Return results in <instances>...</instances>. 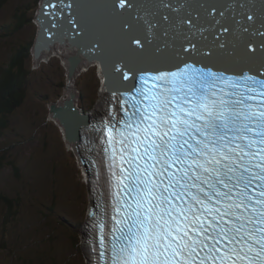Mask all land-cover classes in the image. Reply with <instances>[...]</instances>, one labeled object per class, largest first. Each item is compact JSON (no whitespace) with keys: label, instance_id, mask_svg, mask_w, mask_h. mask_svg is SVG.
<instances>
[{"label":"snow or ice","instance_id":"snow-or-ice-1","mask_svg":"<svg viewBox=\"0 0 264 264\" xmlns=\"http://www.w3.org/2000/svg\"><path fill=\"white\" fill-rule=\"evenodd\" d=\"M109 6L116 16L137 7ZM144 23L154 37L159 22ZM175 25L188 26L184 39L201 54L190 37L203 29L190 19ZM120 30L130 53L144 48L130 20ZM180 59L182 67L142 70L108 121L114 223L100 256L105 264H264V57L239 75Z\"/></svg>","mask_w":264,"mask_h":264},{"label":"rangeland","instance_id":"rangeland-1","mask_svg":"<svg viewBox=\"0 0 264 264\" xmlns=\"http://www.w3.org/2000/svg\"><path fill=\"white\" fill-rule=\"evenodd\" d=\"M40 2L8 0L0 8V69L24 51L28 72L25 99L0 133V162L5 160L0 194L16 204L11 212L0 205V264H90L81 231L90 215L91 192L48 109L63 96L65 69L55 56L32 65ZM90 68L75 82L78 107L85 113L99 97V78Z\"/></svg>","mask_w":264,"mask_h":264},{"label":"water","instance_id":"water-1","mask_svg":"<svg viewBox=\"0 0 264 264\" xmlns=\"http://www.w3.org/2000/svg\"><path fill=\"white\" fill-rule=\"evenodd\" d=\"M45 1L46 0H41L40 9L37 11L35 17V21L37 22L36 24L40 25V27L37 29V33L40 32L41 37H39L38 34L36 35L34 45L31 50L33 66L38 67L37 60L45 56V55L41 56L40 52L48 51L54 45L57 46V45H64L69 43L70 46L77 45L79 49L82 50L84 49L86 50V52L87 50H93L94 53H96L95 45L97 44L89 46L87 34L85 35L80 34L81 39L77 38V40H73L68 37L70 33L64 31L65 29L70 30L71 22L73 21V18L70 16V14L72 13V10L75 9L71 7H66L64 8L65 11H62V13L58 12L55 15L46 16L45 9L48 6L52 7L54 5H52L53 0L47 3V5H43ZM56 1H55L56 2L55 5H59L60 7H63L65 4H67V6L68 5L71 6L72 5L71 3L73 2V0H70L69 2L68 1L62 2L63 0H56ZM88 1L89 2L76 5L78 7L77 8L78 10L80 9L82 10V11L76 10V12L84 13L86 10L90 11L88 15L84 14L85 16L84 19L80 20V22L85 20V22L88 23V25H86V28H84L86 31L89 30L90 27L92 31H95L105 26L106 23H114L115 25L120 26V21L122 19H128L131 15L137 14V12L142 10L139 7L141 4V0H135V3L137 5L136 9L130 12H125L124 16H116L112 13L111 8L109 6L111 0H88ZM146 2L144 1L143 4L145 5ZM54 8L55 11L61 9V8L57 9V7ZM171 8L173 9L172 11L173 16L170 15V12L165 11V9L160 12L161 15L168 16L169 18L171 17L187 18L192 20L193 24L197 28L203 29L202 32L196 33L193 36L194 38L192 39L194 43L199 45L201 54L197 55L191 51L188 42L184 39L185 35H183V33H179L178 36L177 35L168 36L167 38L164 39V41H158L157 43L144 44V48L142 50L134 53L136 54L135 59L129 61L128 64H124L123 62L121 67L119 68L120 70L111 76L113 78H117V77L120 78L119 79L117 78L118 80H116L114 83L111 82L110 87L115 88L118 86V84L121 85L126 81L123 78V73L124 72L129 73V70L128 67H125V65H128L133 69L132 71L133 74L134 73L137 74V71L141 70V68L143 67L148 66L150 69H153L154 67L161 66V64L164 65V63L168 61H169V66L175 65L176 62L177 65H179V63H181L180 58H182L186 62L198 61V63L202 65L210 64L215 70L217 69L218 71H222L225 73V75H234L236 73L242 72V70L245 69L248 70L250 67L257 69L259 68V61H260L259 58L250 56L251 61L245 62L244 60H242L241 57L236 55L241 52L242 48L241 49H237L238 47L216 48L214 46L217 43H213L209 45L207 44V42H211L218 39L219 37H217V35H214L213 31L215 30V28H219V30L222 31V27H228L231 30L230 32H228V34L230 35L234 33V28H241L243 29V31L244 29H247L246 32L250 33L249 38L252 37L253 40L254 34L249 28V26H251L252 30L255 32L262 31L261 26H264V0H178L177 2L171 4ZM99 12H101V14ZM183 12H186L190 15H184V17H182ZM220 13H223V15H220ZM139 15H141V13L138 14L137 16ZM249 17H251V19H249ZM107 18L109 19V21L106 20ZM42 20H48V24L41 25L40 22ZM217 21L219 23H217ZM211 23L213 24L214 28L208 27V25H210ZM81 26L84 27V25ZM184 26H186V28L183 29L187 31L188 26L187 25ZM170 27L172 28L171 25ZM44 32L46 38L43 35ZM222 33L225 32L222 31ZM258 38L263 39L264 41V32H261ZM184 48H187L188 51H183ZM157 49H159V51ZM54 50H56L55 47ZM214 50L218 52L221 51L222 52L221 55L216 54ZM178 53L180 58H178L177 56ZM86 58L89 64L95 61L94 57L91 58L89 56H86ZM220 62L224 64L223 65L224 67L219 64ZM229 64L232 66H230ZM234 64L236 66H234ZM102 74H103V68L101 69L100 76L99 73H97L99 79L102 76ZM105 79L106 78L104 77L103 81ZM129 81L131 82L129 83L127 82V84L133 86L132 83L133 80L131 77ZM115 93H118L119 97L121 96V93L118 90L115 91ZM69 112H71L69 107L67 105L63 106L61 104L51 105L49 111L50 119L54 121L57 126L60 127L61 131L62 130L64 131V134L62 132L61 133L64 136V140L67 142L74 140L72 133L74 132L75 128L77 129V126H75V124L71 122V115L69 117L64 116L65 113H69ZM68 148L69 146L67 147V149ZM79 164L83 171L86 170L87 168L86 164H83V162L80 159H79ZM93 239L94 237L90 233L87 243H89V241Z\"/></svg>","mask_w":264,"mask_h":264},{"label":"bare ground","instance_id":"bare-ground-1","mask_svg":"<svg viewBox=\"0 0 264 264\" xmlns=\"http://www.w3.org/2000/svg\"><path fill=\"white\" fill-rule=\"evenodd\" d=\"M65 1H70V0H63L62 2ZM144 1L148 0H141L140 8L142 9L141 11L137 12V14L131 15L128 20H130L133 24V27L144 37L145 44H150L147 41L151 39V43H157L158 41H164L165 38L168 36H173V35H179V33H183V35L188 34V30H184L183 28H186V26L182 28H177L175 25V22L181 20V19H186L187 18H175L171 17L169 21H165L163 17L164 15H161V11L165 9V11L170 12V15L173 16V9L171 8V4L177 2L178 0H149L148 2L143 4ZM55 2V0H54ZM57 2V1H56ZM55 2V3H56ZM89 2L88 0H73L71 3L72 5L65 4L63 7H61L60 10L55 11V9L52 6V8L45 9L46 16H52L59 13H62V11H65L64 8L66 7H71L75 10H72V13L70 16L73 18V22L71 23L70 30L65 29L64 31L69 34V38L73 40H77V38L81 39V35L87 34L88 37V45H95V50L96 53H94L93 50H82L77 47V45H69L64 44V45H54L52 46L48 51H41L40 54L45 55L43 58H39L37 60V66H40L41 62H49L50 59L55 56L59 58L61 61V64L63 68L65 69V77H66V85L63 90V96L58 100L56 104H61V105H67L70 109L71 112L65 113L64 116L69 117L71 115V122L77 126V129L80 128V135L77 132V129L75 128L74 132L72 133L74 140L73 141H66L69 148L72 149L76 154H78L80 160L86 161V158H88L90 155L93 154V150L89 151L88 147L90 146L89 144V139L90 136L86 135L84 132V129H86V125L90 128L94 126H100L99 131L101 133L104 132L105 128V122L107 119V107L104 103V98L107 93V89L110 87L111 82L114 83L116 80H118L120 77L113 78L111 77L113 74H115L117 71V67H121L122 63L128 64L129 61H132V59L136 58V54L130 53L124 43H123V37L122 33L120 30L119 25H115L114 23H106L105 26L92 31L91 27L89 30H85L86 25H88L85 20L81 21V19H84V14H89L90 11L86 10L84 13L83 12H76L77 11H82L81 9L78 10L77 6L78 4L86 3ZM168 4L170 7H165L164 5ZM44 5V4H43ZM41 5H39L40 7ZM55 11V13H54ZM96 11V10H95ZM182 11V10H181ZM242 12V11H239ZM97 13V12H95ZM101 14V12H99ZM138 17L139 19L133 20V16H137L140 14ZM105 14V13H103ZM59 15V14H58ZM65 15V14H63ZM184 15H190L186 12L182 13V17ZM70 17V18H71ZM168 17V16H167ZM181 17V16H179ZM101 19V17H100ZM109 21V19H106ZM152 21L153 23L159 22L158 27L154 28V37H149L147 34L146 30V25L144 21ZM195 20V19H193ZM79 22V23H78ZM41 25H46L48 24V20H42L40 22ZM81 25H84L81 26ZM172 26V28L170 27ZM81 26V27H80ZM96 26V25H95ZM98 26V24H97ZM232 26V25H231ZM40 25L37 24V28H39ZM208 27L214 28L213 24L211 23L208 25ZM251 31L254 34V39L252 40V37H250V33L244 32L243 29L241 28H234V33L232 35L230 34H225L222 33V31L219 30V28H215V32L213 31L214 35H217L219 37L218 39L207 42V44H213L217 43L214 47L220 48L219 44L223 43L225 47L227 48H234L238 47L237 49H241V52L236 54L237 56L241 57L242 60L245 62H250V56L259 58L264 57V41L263 39H259L258 37L260 36L261 32H264V26H261L262 31L260 32H255L252 30L251 26H249ZM74 29V30H73ZM84 29V30H83ZM167 33V35H165ZM39 37H41L40 32L37 33ZM45 36V32L43 34ZM194 36V35H193ZM191 36V39L194 37ZM46 38V37H45ZM98 40V42H97ZM246 40V41H245ZM82 41V40H80ZM100 44V45H99ZM59 46V47H58ZM54 47L56 50H54ZM135 47V46H134ZM169 48V47H167ZM166 48V49H167ZM215 48V49H216ZM164 49V50H166ZM82 50V51H81ZM216 54L221 55V51L218 52L214 50ZM43 52V53H42ZM80 52V53H79ZM80 54V55H79ZM88 54V55H86ZM150 54V53H147ZM83 57H82V56ZM89 56L91 58L94 57L95 61L92 62L91 64L88 63L86 56ZM37 56V55H36ZM63 60V61H62ZM77 62V63H76ZM220 65H224L223 63H219ZM66 65V66H65ZM136 65V64H135ZM230 65V64H229ZM232 66V65H230ZM234 66H236L234 64ZM90 68L91 70H95L96 73H99L101 69L103 68V74L98 79V82L101 83L99 87V97L97 99V102L95 103V107L87 111L85 113V110L83 111L81 108L78 107V95L79 92L77 91V87L75 85V82H77V77L83 72V71H88ZM224 67V66H223ZM129 76L131 75L128 74ZM97 77V76H96ZM106 78L103 81V78ZM98 78V77H97ZM96 78V80H97ZM101 80V81H100ZM94 106V105H93ZM92 106V107H93ZM73 107V108H72ZM49 109V108H48ZM54 122V121H53ZM55 123V122H54ZM59 125V124H58ZM62 133L64 134V131L62 130ZM64 140V139H63ZM81 144H80V143ZM99 143H100V148L104 149L105 144L102 139V136L99 137ZM73 146V147H72ZM83 162V161H82ZM87 173V171H85ZM90 183L94 184L93 177L88 178ZM90 186V184H88ZM89 188V187H88ZM89 192H91L89 188ZM95 194V193H94ZM91 198L92 195L90 194ZM94 200H97V195L95 194ZM90 201V200H89ZM91 202V201H90ZM91 205V204H90ZM88 216V215H87ZM87 220V219H86ZM81 240L83 241V244H86L87 242V235L82 234L81 232ZM85 248V247H84ZM86 253V252H85ZM86 255V254H85Z\"/></svg>","mask_w":264,"mask_h":264},{"label":"trees","instance_id":"trees-1","mask_svg":"<svg viewBox=\"0 0 264 264\" xmlns=\"http://www.w3.org/2000/svg\"><path fill=\"white\" fill-rule=\"evenodd\" d=\"M8 0H0V8ZM23 20L20 21V23ZM2 37H0V40ZM28 51L27 49H25ZM24 51L15 52L7 66L0 69V133L2 135L3 128L7 125L9 116L22 105L27 91V75L28 72L23 62H25L26 54ZM3 130V131H2ZM2 131V132H1ZM0 135V141L1 136ZM11 163V162H10ZM12 164V163H11ZM5 166V160L0 162V169ZM0 205L5 206L11 212L13 201L8 197L0 194ZM7 216H11L7 213Z\"/></svg>","mask_w":264,"mask_h":264},{"label":"flooded vegetation","instance_id":"flooded-vegetation-1","mask_svg":"<svg viewBox=\"0 0 264 264\" xmlns=\"http://www.w3.org/2000/svg\"><path fill=\"white\" fill-rule=\"evenodd\" d=\"M80 130H81L80 128L77 129V132L79 133V135H80ZM88 150H89V151H92L93 148H92L91 146H89V147H88Z\"/></svg>","mask_w":264,"mask_h":264}]
</instances>
